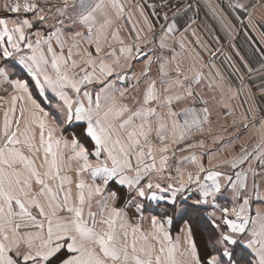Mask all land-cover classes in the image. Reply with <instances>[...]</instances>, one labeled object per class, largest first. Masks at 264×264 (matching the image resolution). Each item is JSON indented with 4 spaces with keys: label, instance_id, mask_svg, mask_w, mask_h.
Wrapping results in <instances>:
<instances>
[{
    "label": "snow or ice",
    "instance_id": "6c2138e0",
    "mask_svg": "<svg viewBox=\"0 0 264 264\" xmlns=\"http://www.w3.org/2000/svg\"><path fill=\"white\" fill-rule=\"evenodd\" d=\"M221 3L235 58L191 0H0V264H264V51L229 16L264 24Z\"/></svg>",
    "mask_w": 264,
    "mask_h": 264
},
{
    "label": "crops",
    "instance_id": "0c3cea01",
    "mask_svg": "<svg viewBox=\"0 0 264 264\" xmlns=\"http://www.w3.org/2000/svg\"><path fill=\"white\" fill-rule=\"evenodd\" d=\"M124 3H126L128 5L129 9H132L136 3V0H124ZM211 4H220V6L223 7L221 0H199V1L194 3V5L199 6V14L197 16H195L196 23L192 25L191 29H189L188 39L195 42V37H193L191 35V32H192V29H196L197 34L199 36H201L204 40L212 42L214 47H219L222 45L224 48V51L226 52V50H227L226 47H229V41L225 37V34L219 30L218 23L212 18L211 14L209 12L207 5H211ZM261 5H264V0H260V5H258L257 8L254 10V15L258 19H260L262 24H264V6H261ZM229 19L231 20L232 24L235 26V33H234V36L231 40V43L235 44V47L240 50L241 54L244 55L246 59L249 58L250 52L253 51L251 42H255L256 46L259 47L261 51H264V43H262V42H264V36L261 38V36H259L257 33H254V31H252L250 29L247 30V34H245V31L240 29V26L236 23V21L234 19L231 18V16H229ZM135 20H136V17L134 16L133 21H135ZM120 23L122 25H124V32H131V27L127 21H120ZM205 25L210 26L214 30V34L220 37V44L219 45L215 44V41L212 39V34L208 32ZM137 27H139V24H137ZM76 30L83 31V29H79V28H75V29L70 28V29H67V34L70 36L71 33L73 31H76ZM69 42L71 43V41H69ZM82 47H87V44L82 42ZM189 47L191 48V45ZM229 49H231V48L229 47ZM57 51H59L58 47H57ZM258 58L259 57H256V60ZM205 59H207V56L205 57ZM216 63L218 66L221 67V71L224 73V75L227 76L228 72L221 65L220 59H217ZM237 63L239 64V61ZM250 63H252V62L250 61ZM255 65L256 64H254V63L252 64V66H255ZM233 87H235V84H233ZM0 96L5 97L6 100L9 99V97L7 96L6 93L0 92ZM233 103L236 104V103H239V101H233ZM0 117H2V113H0ZM229 122H230V118H229ZM42 155H43V153H40L41 157H42ZM91 159L94 160L95 157H91ZM37 163H39V160L37 161ZM74 169H75V165L72 164L68 169H66V171H67V173L75 174V177H76V173H75ZM253 208L254 209L259 208L261 211H264V203H258V202L254 203ZM129 218H130V221H135V219H136L135 216L131 213L129 214ZM142 229H143V232L145 234H149V241L148 242L154 244L156 246V248L158 249L159 243L155 239H153L150 235L151 224H150L149 219H146L143 221ZM172 234H173V236H175V234H176V228L175 227H173ZM177 256L179 258V254H177Z\"/></svg>",
    "mask_w": 264,
    "mask_h": 264
},
{
    "label": "rangeland",
    "instance_id": "374dc122",
    "mask_svg": "<svg viewBox=\"0 0 264 264\" xmlns=\"http://www.w3.org/2000/svg\"><path fill=\"white\" fill-rule=\"evenodd\" d=\"M254 33H257L259 36H261V38L264 36V28H260V27H258L255 31H254ZM227 48V50H226V53H228L229 55H233V57H234V54L232 53V50L231 49H229V47H226ZM235 58V57H234ZM260 58H258L257 59V61L259 60ZM238 62V61H237ZM258 65L256 64L255 66H253V67H257ZM68 175H70V176H72L73 178L75 177V174H73V173H67ZM75 179V178H74Z\"/></svg>",
    "mask_w": 264,
    "mask_h": 264
},
{
    "label": "built area",
    "instance_id": "2783aa9c",
    "mask_svg": "<svg viewBox=\"0 0 264 264\" xmlns=\"http://www.w3.org/2000/svg\"><path fill=\"white\" fill-rule=\"evenodd\" d=\"M199 0H191V2L194 4L195 2H197ZM149 2H152V0H149Z\"/></svg>",
    "mask_w": 264,
    "mask_h": 264
},
{
    "label": "trees",
    "instance_id": "16d2710c",
    "mask_svg": "<svg viewBox=\"0 0 264 264\" xmlns=\"http://www.w3.org/2000/svg\"><path fill=\"white\" fill-rule=\"evenodd\" d=\"M199 227H201V225L199 224L194 225V228H199Z\"/></svg>",
    "mask_w": 264,
    "mask_h": 264
}]
</instances>
